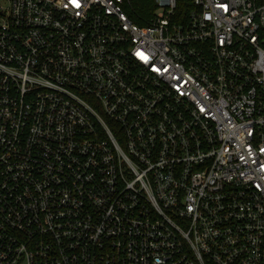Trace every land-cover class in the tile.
Listing matches in <instances>:
<instances>
[{
	"label": "built area",
	"instance_id": "built-area-1",
	"mask_svg": "<svg viewBox=\"0 0 264 264\" xmlns=\"http://www.w3.org/2000/svg\"><path fill=\"white\" fill-rule=\"evenodd\" d=\"M0 0V264H264V0Z\"/></svg>",
	"mask_w": 264,
	"mask_h": 264
},
{
	"label": "trees",
	"instance_id": "trees-1",
	"mask_svg": "<svg viewBox=\"0 0 264 264\" xmlns=\"http://www.w3.org/2000/svg\"><path fill=\"white\" fill-rule=\"evenodd\" d=\"M155 8L154 0H125L123 6L128 18L139 27L147 26L155 13ZM190 9V0H178L179 12Z\"/></svg>",
	"mask_w": 264,
	"mask_h": 264
}]
</instances>
